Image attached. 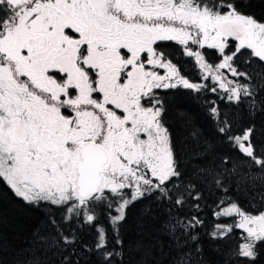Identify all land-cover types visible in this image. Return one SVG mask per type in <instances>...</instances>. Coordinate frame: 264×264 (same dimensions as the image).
Returning <instances> with one entry per match:
<instances>
[{"label":"snow or ice","instance_id":"obj_1","mask_svg":"<svg viewBox=\"0 0 264 264\" xmlns=\"http://www.w3.org/2000/svg\"><path fill=\"white\" fill-rule=\"evenodd\" d=\"M180 90L209 128L169 123ZM0 188L39 217L0 209V264H264V16L0 0Z\"/></svg>","mask_w":264,"mask_h":264},{"label":"trees","instance_id":"obj_2","mask_svg":"<svg viewBox=\"0 0 264 264\" xmlns=\"http://www.w3.org/2000/svg\"><path fill=\"white\" fill-rule=\"evenodd\" d=\"M242 3L246 11L255 13L258 17L264 16V3H261V0H242ZM167 101V118L174 129L178 130L190 119L205 128L210 127L201 101L193 92L180 90L170 94ZM0 209L3 210L9 227L13 230L17 225L21 228H27L39 218L38 214L19 208L14 203L11 193L2 188H0Z\"/></svg>","mask_w":264,"mask_h":264},{"label":"flooded vegetation","instance_id":"obj_3","mask_svg":"<svg viewBox=\"0 0 264 264\" xmlns=\"http://www.w3.org/2000/svg\"><path fill=\"white\" fill-rule=\"evenodd\" d=\"M182 72L185 75L189 76L193 80H195L197 78V70L193 66V64H192L191 61H189V62H182ZM169 95H168V97H169Z\"/></svg>","mask_w":264,"mask_h":264}]
</instances>
